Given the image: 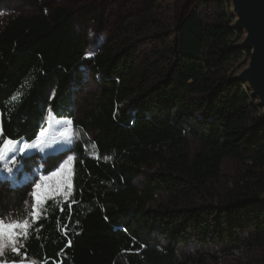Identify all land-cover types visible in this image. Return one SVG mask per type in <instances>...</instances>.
<instances>
[{"label": "trees", "instance_id": "trees-1", "mask_svg": "<svg viewBox=\"0 0 264 264\" xmlns=\"http://www.w3.org/2000/svg\"><path fill=\"white\" fill-rule=\"evenodd\" d=\"M220 1L215 19L190 11L173 34L162 31L163 51L141 66L127 40L88 62V37L75 33V12L66 8L0 27V148L7 139H38L54 90L50 109L65 117L59 111L87 63L101 84L81 112L97 157L75 147L72 195L46 204L21 256L38 264H217L203 253L180 260L190 235L198 251L264 252V113L235 80L251 53L239 48L243 32L228 20L229 1ZM20 161L0 171L12 175ZM228 161L241 175L223 188ZM147 172L154 175L141 182ZM23 180L10 191L23 196ZM158 192L166 198L154 206Z\"/></svg>", "mask_w": 264, "mask_h": 264}, {"label": "rangeland", "instance_id": "rangeland-1", "mask_svg": "<svg viewBox=\"0 0 264 264\" xmlns=\"http://www.w3.org/2000/svg\"><path fill=\"white\" fill-rule=\"evenodd\" d=\"M222 4L220 0H0V27L6 26L18 16L34 17L40 15L44 9L48 13L55 8H66L75 12L73 23L75 33L88 37L89 45L86 55L88 62L105 46H115L127 40L126 44L132 45V50L136 53V64L141 66L148 60H157L158 53L163 51L167 36L162 34L164 33L162 31L168 35L173 34L176 24L190 11L198 12L203 21H211L222 13ZM225 9L228 20L233 18L234 23L232 4ZM139 15L143 16L137 19ZM243 38L244 33L240 42ZM246 59L248 56H245V61ZM246 66L247 64L237 74ZM79 75L81 79L71 84L67 104L59 111L65 117L59 118L50 109V103L55 95L54 90L50 94L48 104L45 105L43 128L38 139L30 144L19 141L7 148L4 146L0 148V152L3 153L0 164L3 167L6 160L10 161L15 157V162H18V159H21L17 167L23 166L21 174L24 179L23 184L28 186L24 195L18 196L10 191V182H0L3 201V206L0 205V215L3 216L4 221L10 222L15 219L28 221L27 229L18 231L16 246L19 249L23 246L34 223L42 216L46 204L55 200L67 201L72 195L74 167L77 159L74 153L75 147L83 144L88 155L97 157L94 142L96 134L81 125V112L88 107L94 94L100 90L101 84L99 77L88 63L80 69ZM197 147L196 142L190 141L191 152H195ZM9 165L11 163H8L7 167ZM241 169L240 164L234 161L224 164L221 181L223 188L232 186L241 175ZM153 175L154 172H147L141 178V182ZM36 185L43 186L42 200L39 204L32 196ZM165 198L162 192H158L152 205H158ZM180 248L181 261L189 258L196 259L202 253L205 255L204 259L208 257L206 254L216 256L217 258L213 260L217 264H262L264 260L262 250L248 252L242 249L235 255L223 254L221 247H212L205 252L198 251V242L192 235H190L189 243ZM10 253H14L12 246H5L3 253L0 254L2 264H13L6 260V256ZM17 255L20 256L18 262L22 264H38L34 259Z\"/></svg>", "mask_w": 264, "mask_h": 264}, {"label": "water", "instance_id": "water-1", "mask_svg": "<svg viewBox=\"0 0 264 264\" xmlns=\"http://www.w3.org/2000/svg\"><path fill=\"white\" fill-rule=\"evenodd\" d=\"M235 16L233 27L244 33L239 48L251 53L235 80L247 85L264 113V0H228Z\"/></svg>", "mask_w": 264, "mask_h": 264}, {"label": "snow or ice", "instance_id": "snow-or-ice-1", "mask_svg": "<svg viewBox=\"0 0 264 264\" xmlns=\"http://www.w3.org/2000/svg\"><path fill=\"white\" fill-rule=\"evenodd\" d=\"M15 100L16 97H13ZM2 131V130H0ZM14 142L11 139H7L4 147L12 145ZM3 156V153L0 152V157ZM8 163L15 164V157H13L10 161H5V167L7 168ZM8 172H11V168H7ZM23 173V166L18 168L15 173L12 175H5L3 171H0V182L8 181L11 182L13 187H18V178ZM59 175V173H57ZM43 186L36 185L35 191L32 193V196L37 204H39L42 200L41 191ZM35 212V210H34ZM38 215V214H37ZM28 221H21L19 219L11 220L10 222H5L2 215H0V254L3 253V249L7 245L12 246V251L16 254H20V249L16 246L18 231L21 229H27ZM2 264V262H0ZM13 264H22V262H13Z\"/></svg>", "mask_w": 264, "mask_h": 264}]
</instances>
